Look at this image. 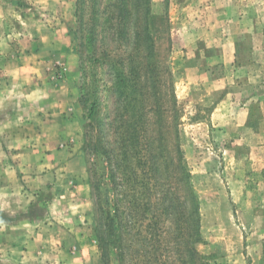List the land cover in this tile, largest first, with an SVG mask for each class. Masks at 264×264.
Returning <instances> with one entry per match:
<instances>
[{
	"label": "rangeland",
	"instance_id": "1",
	"mask_svg": "<svg viewBox=\"0 0 264 264\" xmlns=\"http://www.w3.org/2000/svg\"><path fill=\"white\" fill-rule=\"evenodd\" d=\"M89 2L0 0V264L140 263L134 195L158 202L168 186L190 208L181 164L198 198L196 250L210 264H264V0H150L102 48L100 26L87 42ZM128 101L152 124L162 189L134 157L121 166ZM75 240L93 246L88 259L72 246L62 257Z\"/></svg>",
	"mask_w": 264,
	"mask_h": 264
},
{
	"label": "trees",
	"instance_id": "2",
	"mask_svg": "<svg viewBox=\"0 0 264 264\" xmlns=\"http://www.w3.org/2000/svg\"><path fill=\"white\" fill-rule=\"evenodd\" d=\"M149 1L150 0H113L110 4L106 5L104 3L105 0H90L89 4L90 8H92V14L90 15L89 20L92 31L88 35L89 40L87 42H91V39L95 41L98 26H100V35L99 39L97 36V39L99 43L98 46L100 48L106 47L105 45L111 42L110 39L118 41L119 38H123L128 33L126 26L129 22V19L135 15L134 8L137 9L140 7V5L144 6ZM101 8L102 10H105V8H108L109 10L108 13L110 14L107 23L104 21L100 22L98 20L97 15ZM146 9L144 12L147 14ZM76 15L78 17V21H80L81 13L78 9L76 11ZM105 15L108 14L105 13ZM146 29L147 26L137 33L136 41L139 42ZM121 94H125L123 89L121 90ZM124 99L127 100V95H124ZM130 102L131 101H128L123 105L126 107L125 110L128 112L127 118H123L121 120V127L124 131V134L122 135V155L124 158V163H122L121 166H123L128 172L131 167L127 163H131V161L127 159L128 157H134L133 159L135 160V163L142 166L144 165V167L147 165V167L150 168V173L158 175L159 182L155 183V187L160 185V188L162 189L165 187L164 183L169 181V176L165 175L161 177L159 175L158 166L160 163L158 164L157 161L159 157H156V155L152 156L155 154V150L150 147V143L156 137L153 134H150L153 131L151 130L152 124H150V122L147 120L143 121L139 119L138 116H140V114H133L131 116V110L133 111V109H135L136 104L132 105ZM93 111L94 105L92 106V113ZM163 139V136H158L155 140L158 142L157 151L160 155H162L165 150L162 142ZM155 158L157 159L156 161L152 160ZM116 166L117 169H119L118 163ZM179 170L177 184L180 187L179 189L183 191H185L184 186H186V191L188 192L187 205L190 204V208L184 206V203L179 200L177 202L178 204H175L179 193L174 195L172 189L168 186L163 189L164 193L157 199L158 202H155L150 198H148L147 202H144L143 198H141L142 195L139 192V196L134 195L136 199L132 202L133 211H135V215L138 220L136 223L139 225L138 234L141 236L140 242H144L145 246V251L143 252V257L145 260H139L140 263L136 262L137 264H173L172 260L169 261L168 258L170 259L171 254L175 253L176 251L179 254L178 264H210L208 256L199 253L195 247L197 243L202 242V234L198 198L194 192V189L192 188L191 174L186 170V167L183 164L179 166ZM144 174L146 173L144 172ZM137 176L140 175L137 174ZM150 179H153L152 175L150 176ZM162 181L164 182L162 183ZM138 183H141V187H144L148 191L149 197H152L150 185H143V182ZM139 187L135 184L133 186L134 189ZM170 192H172V196L168 199L167 196L170 194ZM164 200L168 201V203L165 204ZM152 203L153 205L156 204V208L151 210L150 206ZM166 219H170L171 226L162 225V222ZM131 225L135 226V224ZM97 229L98 228L96 227V231ZM162 233L165 235L171 234V236H169L170 239H163L161 237ZM187 239L193 244V246L187 250L188 259L190 258V260H184L183 246ZM103 240L104 239L100 237V242ZM121 264H127L126 260H121Z\"/></svg>",
	"mask_w": 264,
	"mask_h": 264
},
{
	"label": "crops",
	"instance_id": "3",
	"mask_svg": "<svg viewBox=\"0 0 264 264\" xmlns=\"http://www.w3.org/2000/svg\"><path fill=\"white\" fill-rule=\"evenodd\" d=\"M264 158V157H263ZM80 234H82V233H80ZM81 236V235H80ZM81 238V237H80ZM84 239H85V237H84ZM77 243H75V244H69V243H62V245H61V247H62V250L60 251V253L62 254V257L64 258L65 257V255H66V249L68 248H70V250L72 249L71 248V246L73 247V249L74 250H72V252H74V253H77L76 255H74V260H76V259H78V257L80 258V257H83V258H86V259H88L87 258V255L88 254H90V250L92 249V247H90L89 245H87V246H85V247H83V246H81V245H79V241H80V239H79V241H77V240H75ZM94 241V240H93ZM95 243V242H94ZM69 252V251H68Z\"/></svg>",
	"mask_w": 264,
	"mask_h": 264
}]
</instances>
